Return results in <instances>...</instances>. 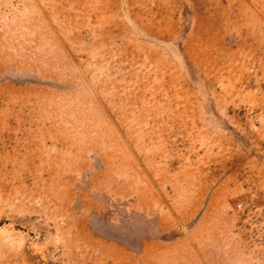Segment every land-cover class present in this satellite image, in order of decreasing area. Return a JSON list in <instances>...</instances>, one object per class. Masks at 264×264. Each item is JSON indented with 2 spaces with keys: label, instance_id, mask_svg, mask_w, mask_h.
<instances>
[{
  "label": "rangeland",
  "instance_id": "1",
  "mask_svg": "<svg viewBox=\"0 0 264 264\" xmlns=\"http://www.w3.org/2000/svg\"><path fill=\"white\" fill-rule=\"evenodd\" d=\"M0 264H264V0H0Z\"/></svg>",
  "mask_w": 264,
  "mask_h": 264
},
{
  "label": "crops",
  "instance_id": "2",
  "mask_svg": "<svg viewBox=\"0 0 264 264\" xmlns=\"http://www.w3.org/2000/svg\"><path fill=\"white\" fill-rule=\"evenodd\" d=\"M148 245L147 244H143V250L147 249Z\"/></svg>",
  "mask_w": 264,
  "mask_h": 264
}]
</instances>
